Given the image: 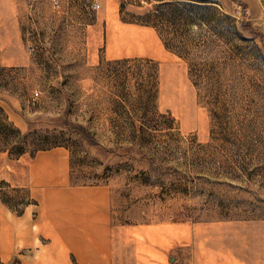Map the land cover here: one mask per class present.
Instances as JSON below:
<instances>
[{
  "label": "rangeland",
  "instance_id": "1",
  "mask_svg": "<svg viewBox=\"0 0 264 264\" xmlns=\"http://www.w3.org/2000/svg\"><path fill=\"white\" fill-rule=\"evenodd\" d=\"M56 149L111 252L42 233L0 264H264V0H0L2 213L42 218L6 177Z\"/></svg>",
  "mask_w": 264,
  "mask_h": 264
},
{
  "label": "crops",
  "instance_id": "2",
  "mask_svg": "<svg viewBox=\"0 0 264 264\" xmlns=\"http://www.w3.org/2000/svg\"><path fill=\"white\" fill-rule=\"evenodd\" d=\"M126 43L128 48L134 45L131 39ZM139 48H146V40H142ZM59 152L57 149L41 151L31 164L32 168L27 170L23 167L26 163L22 162L21 168H13L9 172L6 179L12 184L23 188L32 184L36 186L35 191L42 195L44 209L42 218L33 225L29 215L15 217L2 213L4 209L0 202V245L3 251L11 252L19 239L27 242L31 235L40 236L42 233L50 238H59L65 246H72L66 239L77 237L78 241L73 244L83 247L84 238H90L92 260L105 263L102 255L108 256L111 252V244L106 236L112 233L110 215L104 206L106 197L99 194L101 190L88 188L80 191L66 186L68 161ZM68 192H93L94 195L72 197L67 196Z\"/></svg>",
  "mask_w": 264,
  "mask_h": 264
}]
</instances>
